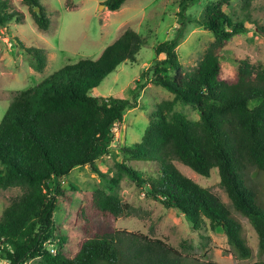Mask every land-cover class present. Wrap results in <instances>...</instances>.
Listing matches in <instances>:
<instances>
[{
	"label": "trees",
	"instance_id": "1",
	"mask_svg": "<svg viewBox=\"0 0 264 264\" xmlns=\"http://www.w3.org/2000/svg\"><path fill=\"white\" fill-rule=\"evenodd\" d=\"M20 1L37 27L46 30L50 19L44 5L39 0ZM125 1L103 4L115 11ZM196 1L175 0L176 32L155 45L156 57L149 68L151 82L173 94V99L155 105L139 141L118 148L116 166L118 175H126L138 186L147 185L149 194L160 198L164 207L178 209L192 229H204L206 222L211 229L221 228L237 254L247 259L251 249L241 222L219 196L184 175L174 161L203 177L217 169L234 212L252 224L258 250L264 253V205L245 173L252 167L264 178V69L238 60L233 75L223 78L220 52L247 30L245 20L224 10L232 0L209 2L202 17L191 19L185 12ZM251 1L240 0L246 12ZM23 20V11L11 0H0V28ZM188 21H196L214 36L192 70L185 69L176 51ZM143 44L139 33L125 29L96 59H80L35 86L14 92L0 119V189L19 187L21 194L0 216V259L8 264H210L189 259L163 239L110 223L133 209L117 191L118 176L108 177L94 162L109 152L113 124L136 102L96 97L90 91L121 63L136 61ZM23 48L31 55L34 69L42 70L45 50L24 44ZM176 102L192 106L198 119L174 111ZM135 160L156 162V175L143 176L128 164ZM84 165L105 181L106 188L86 194L75 212L81 234L73 248L54 213L61 200L69 199L63 180L73 168Z\"/></svg>",
	"mask_w": 264,
	"mask_h": 264
},
{
	"label": "rangeland",
	"instance_id": "2",
	"mask_svg": "<svg viewBox=\"0 0 264 264\" xmlns=\"http://www.w3.org/2000/svg\"><path fill=\"white\" fill-rule=\"evenodd\" d=\"M46 8L49 27L41 30L33 21L28 8L20 0L12 5L23 11L24 20L11 21L0 28V119L13 94L35 86L51 73L80 59H96L102 50L116 40L125 29H133L144 38V44L136 55V61L124 62L108 74L90 91L96 97L114 96L136 102L123 114L118 127L113 130L109 152L95 160V165L108 177L119 178L118 193L133 212L110 223L115 228L139 231L151 237L163 239L189 259L210 264H251L264 261V253L258 250V236L252 224L244 216L234 212L225 189L220 184L216 168L208 177L195 173L188 166L174 161L175 166L187 177L215 193L230 208L242 224L246 244L251 249L249 258H241L228 243L219 227L211 229L208 222L204 229L194 230L186 217L176 208H166L160 198L149 194L147 185H137L124 174L118 175L116 162L118 148L139 141L155 105L171 101L173 94L150 80L149 68L156 57L157 43L170 39L178 26L179 8L175 0H127L115 11L108 10L105 0H39ZM215 0H197L188 6L185 15L197 20L203 16L207 3ZM101 4L103 6H101ZM224 10L245 20L247 30L233 37L220 52L221 75H233L238 60L260 64L264 69V0H252L246 12L240 0H232ZM248 15V17L246 16ZM214 41L212 32L196 21H188L182 32L176 51L186 70H192L201 61ZM23 44L43 48L46 65L38 71ZM176 112H182L189 120H197L198 112L190 105L176 102ZM143 176L156 175V162L135 160L128 162ZM249 186L264 205V178L249 167L246 170ZM69 199L61 200L54 219L68 243L74 248L81 230L75 220V212L86 194L105 189L106 183L89 165L73 168L62 182ZM21 194L19 187L0 189V216L10 201Z\"/></svg>",
	"mask_w": 264,
	"mask_h": 264
},
{
	"label": "built area",
	"instance_id": "3",
	"mask_svg": "<svg viewBox=\"0 0 264 264\" xmlns=\"http://www.w3.org/2000/svg\"><path fill=\"white\" fill-rule=\"evenodd\" d=\"M118 127V123H114L112 126V131L115 130V128ZM114 133V132H113ZM49 250L51 252H54V248L52 247V244H48ZM0 264H8L6 260L0 259Z\"/></svg>",
	"mask_w": 264,
	"mask_h": 264
},
{
	"label": "water",
	"instance_id": "4",
	"mask_svg": "<svg viewBox=\"0 0 264 264\" xmlns=\"http://www.w3.org/2000/svg\"><path fill=\"white\" fill-rule=\"evenodd\" d=\"M101 6H103L102 4H101ZM36 11H38V9L36 8Z\"/></svg>",
	"mask_w": 264,
	"mask_h": 264
}]
</instances>
